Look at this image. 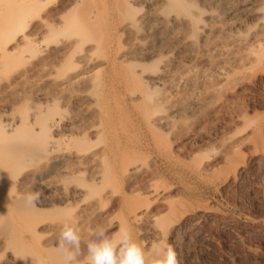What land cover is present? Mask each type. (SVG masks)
Wrapping results in <instances>:
<instances>
[{
    "label": "rangeland",
    "instance_id": "obj_1",
    "mask_svg": "<svg viewBox=\"0 0 264 264\" xmlns=\"http://www.w3.org/2000/svg\"><path fill=\"white\" fill-rule=\"evenodd\" d=\"M102 5L103 7L100 8L102 11L100 13L101 29L99 28L102 44L113 41L115 46H119L118 40H120V44L125 42V37H121L118 32L122 23L120 21L123 18L121 17V19L117 14L114 20L110 19L104 3H101ZM136 7L134 9L137 13L141 11V8L146 9L143 3H139ZM49 38L51 39V37ZM49 38L44 39L42 46L41 42L39 43L41 47L39 52L52 46L54 39L50 40ZM103 48H101L103 52L107 50L106 47ZM39 52L37 58L34 56L33 60L32 58L28 59L30 61L21 59L23 64L20 59H18L19 64H16V60L12 59L10 67L5 71H0V80L3 77L6 80L10 79L18 68L36 61L38 56H42L46 51H42L44 52L42 54ZM105 52L103 57L105 55L106 59L102 60L99 57L98 61L107 60L109 53L108 50ZM102 53L100 52L101 55ZM163 53L158 57L160 58V55L163 57ZM199 55L185 60L186 64H190L193 69L189 76L182 78L179 88L176 87L173 92H168L166 86L162 88V85H159V88L154 86L150 88L152 92L155 89L154 97L164 96L165 90L167 95H170V98L161 100L164 101L163 104L167 103L165 105L167 108L164 106L166 111L172 103L179 110L174 114L173 122L167 127L155 125L151 120L150 115L153 114L155 105L146 106L142 100L140 103H135L130 99L127 91L132 88L133 83L127 87L126 79L121 74V68L127 64H119L120 66H117L116 69H118L117 71L121 69L120 73L118 72L117 76L114 73L112 80L104 81L105 86H101L103 85L102 81L98 87V84L94 86V90L92 87V94L96 95L95 97L103 98L104 104L113 105V122L108 124L107 134L104 135L106 138L102 137L103 141L99 148L107 142L122 147L124 150L121 149L122 152L119 155L124 151L123 155L149 164L147 166L150 171L147 175H142L134 180L127 179L120 168L122 167L120 158L114 161L116 165L118 164L116 177L113 178L115 175L110 173L111 179L108 178L106 182H103L105 184L100 183L101 185L93 183L94 174L92 175V170L89 168L82 169L84 171L74 175L72 179L64 178L65 183L60 180L62 178L60 173H50L42 162H30L27 164L28 166H25V170L22 167V172L20 171L19 175H17V168L14 170L18 177L24 176L28 171L36 170V181L24 182L21 186L13 185L15 190L10 196H13L16 191L21 192L23 196L32 191L41 192L40 202L36 206L42 210L46 209L44 215L42 214L40 217L44 219V222L48 221L49 223V219L52 223L64 222L66 219L75 220V222H80V219L83 218L88 219L85 226L79 230L82 240V255L76 264H88L85 244L92 239L89 236L90 230L103 227L111 235L117 233L121 226L129 230L132 238L144 249L148 260L154 256L152 245L159 242L161 245L167 244L175 250L179 264H264V61L256 63L253 68L231 72L229 81L226 79L220 82V79L217 78L218 73L215 71L213 73L215 75L212 74L211 78H217V81L210 77V79H205L202 73L206 68H209L210 62L206 56ZM153 59L148 63L157 62L154 61L157 59ZM66 60L64 61L67 63H61V60L55 62V64L59 63L56 66L54 64L55 70L53 67L52 71L54 72L51 71V78H64L70 76L69 74L85 70L86 65L83 61L73 59L78 63L77 66L80 65L78 69L74 66L75 61L70 63L68 59ZM214 60L217 65L219 63L218 66L221 70L223 63ZM118 62L124 63L121 60ZM152 63L148 64L147 68H152ZM68 70L70 73L67 72ZM93 72L94 70L91 71V73ZM38 79L42 81L41 78ZM38 79L21 91L20 97L26 101L16 105L14 113L20 114V111H25V109L28 112L34 104H38L37 93L43 88L45 90L48 88L43 81L44 84ZM141 85L144 84L140 83L137 86L139 90ZM146 86L143 87L148 90L150 85ZM78 90L66 93L67 95L62 94L64 97H57L60 93L56 94L57 102L55 100L56 103L53 102L51 107L56 110L57 114L54 115L62 117L63 122L80 112L82 108L71 98L79 92ZM152 92L148 90L150 95ZM200 94L206 95L207 100L204 103H193V97H198ZM158 98L160 97L158 96ZM59 129L58 136L60 137L71 135V133L78 135L77 131L75 133V129L70 130L63 127ZM55 133L57 134V132ZM16 176L14 173L13 177ZM8 177L6 174L0 176V198L2 199L7 196V199L10 198L12 186L10 189L8 182L11 183L14 179H12V175ZM10 177H12L11 181ZM148 183L152 184V190ZM63 186H66V190ZM74 190L77 193H73ZM67 191V200L62 202V192L64 194ZM65 203L68 206L66 208L68 213L59 207L62 205V208L65 207ZM146 204H149V207ZM69 205L73 209H68ZM140 205L148 207L149 214L152 213L151 216H156L157 222L149 220L145 215L146 217H143L141 222L136 223L131 218V210ZM47 208L49 209L47 210ZM58 208L60 209L58 210ZM81 216L83 218H80ZM40 228L41 230L44 228L41 231L43 233H40L41 237L32 238L33 236H31L30 238V235L27 236L29 241L26 239V243L30 250L44 264H64L62 253L55 247L58 237L56 238L45 230L47 226ZM6 259L5 257L3 264L7 263Z\"/></svg>",
    "mask_w": 264,
    "mask_h": 264
},
{
    "label": "bare ground",
    "instance_id": "obj_2",
    "mask_svg": "<svg viewBox=\"0 0 264 264\" xmlns=\"http://www.w3.org/2000/svg\"><path fill=\"white\" fill-rule=\"evenodd\" d=\"M101 3H104L105 10H108L110 19L114 20L117 14L123 18L120 21L122 22L120 30H116L119 35L121 34V37H125V42L120 44L121 42L118 40L119 46H115L113 41L102 44L101 34H99L101 31L99 30L100 13L102 12L100 8L103 7ZM139 3H143L146 7L145 10L141 8V11L144 10L142 13H140L141 11L137 13L134 9ZM47 37L54 39L52 46L42 50L46 51L45 53L39 52L38 50L41 49L39 43L41 42L42 46ZM103 47H106L109 53L105 61H102L106 59L105 55L103 57V53H106L107 50L103 52ZM99 51L103 52L102 55ZM38 52L44 54L38 56L39 58L31 64L20 66L21 68L17 70L14 69L16 72L11 75L12 77L10 76V79L6 80L3 77L0 80V176L6 174V177L10 175L13 177L17 172L19 175L22 172V167L26 168L25 166L30 162H42L50 173H60L61 181L66 177L72 179L82 169L89 168L92 170V175L94 174L93 183L105 184L103 182H106L108 178L111 179L110 173L115 175L118 164L116 165L114 161L120 158L121 161H119L122 162L120 168H122L124 176L129 180H134L149 173L150 170L147 166L149 164L123 155L124 151L119 155L123 148L118 145L107 142L99 148L103 141L102 137L107 134L108 124L113 122V105L104 104L105 100L103 101L102 97V99L95 97L96 95L92 94L94 86L98 84V87L102 81L103 85L101 86H105L104 81L112 80L114 73L117 76V73H120L122 69L121 74L126 79L127 87L133 83L132 88L127 91L130 99L135 103H140L142 100L146 106L155 105L154 112L152 111L153 114L150 115L153 123L165 127L170 126L174 114L179 110L172 103L168 106L167 112L165 106L167 103L163 104L164 101L161 100L170 98L166 92L176 90L182 78L189 76L193 68L190 64H186V59L198 56V54L206 56L210 62L209 68H206L202 75L208 79L217 72L220 82L226 79L229 81L231 72L253 68L256 63L264 61V0H0V71L8 69L12 59L16 60V64H19L18 59L27 61L32 58L33 60V58H37ZM162 52L167 54L163 53V57L160 55L159 58L158 56ZM99 57H101V61H98ZM66 59L70 63L75 61L73 59H79L85 63L87 68L64 78H51L52 72H54L52 68L54 67L55 70L56 64L59 63L55 64V62L61 60V63H67ZM118 59L124 63H119ZM152 59L159 61V63L153 61L155 65H158L155 67L151 61L152 68H147L148 64H151L148 61ZM214 59L223 63L224 66L222 65L221 70L218 66L219 63L216 61L217 65ZM74 64L71 65L80 67V65H76L77 62ZM109 64L111 66H108ZM119 64L127 65L120 67L121 69L117 71L116 67H119ZM12 66L15 67V65ZM92 70H94L93 73H91ZM38 78H41L48 86L47 90L43 88L44 90L42 89L39 93L36 92L37 102L40 104L30 106V110L27 109L28 112L25 109V111L21 110L23 112L20 111V114L14 113L15 106L24 101L23 97H20L21 91L25 90L26 86L34 80L37 81ZM217 78L213 77L216 81ZM38 81L41 80L38 79ZM137 82L144 84L139 86L140 90L137 87L139 84H135ZM159 85H162V88L166 86L167 91L165 90L164 96L154 97L155 89L152 92L150 88L151 86L159 88ZM143 86H149L148 90L152 92V95ZM76 89H79V92L69 97L79 103L82 108L80 112L63 122L62 117L55 116L56 110L51 105L57 97L71 93ZM59 93L60 95L56 97V94ZM202 95L195 96L196 99L193 97V103H204L208 94ZM71 98L69 99L71 100ZM151 108L153 109V107ZM148 109L150 110V108ZM147 112L150 113V111ZM61 127L75 129V133L77 131L78 135L71 133V135L60 137L58 130ZM16 168L17 172H14ZM36 173V170H31L24 176L10 177V181L14 180L11 181L12 185L8 182V187L11 189L12 186L13 189L10 194L8 193L9 196L15 190L13 185L21 186L24 182H34L37 177ZM115 177L116 175L113 178ZM45 182L47 183V181ZM110 183L112 184L111 181ZM148 184L152 190V184ZM63 188L65 189L66 186ZM63 192L65 191L63 190ZM63 192L62 202H66L68 191L64 193L65 195ZM73 193L77 192L74 190ZM7 197L0 198V255L7 258L6 264H25L24 261H18L13 253L17 255L29 254L32 258L27 261V264H44L30 250L26 243L27 236L30 235V238L31 236H33L32 238L41 237L40 233H43L41 231L44 228L41 230L40 227L47 226L45 230L57 238L63 222L52 223L50 219L49 223L48 221L44 222V219L40 217L42 214L44 215L46 209L42 210L36 205H29L21 192L16 191L13 196L8 199ZM62 206L59 207L67 211L68 206L63 208ZM148 207L140 205L135 209L132 208L131 218L139 223L143 217L147 216L149 220L157 222L156 216H151L152 213L149 214ZM71 208L70 206L68 209ZM19 220L22 222L20 221V223ZM87 220L83 218L80 219V222H76L78 231L85 226Z\"/></svg>",
    "mask_w": 264,
    "mask_h": 264
},
{
    "label": "clouds",
    "instance_id": "obj_3",
    "mask_svg": "<svg viewBox=\"0 0 264 264\" xmlns=\"http://www.w3.org/2000/svg\"><path fill=\"white\" fill-rule=\"evenodd\" d=\"M41 192L32 191L25 195L29 205L40 202ZM92 239L85 244L88 264H179L175 250L167 245L156 242L152 245L154 256L148 260L144 249L131 236L129 230L121 226L117 233L109 234L103 227L89 231ZM81 236L75 220L66 219L61 227L55 247L62 253L64 264H76L82 255ZM18 261H27L32 258L29 254L13 253ZM5 256L0 255V264Z\"/></svg>",
    "mask_w": 264,
    "mask_h": 264
}]
</instances>
